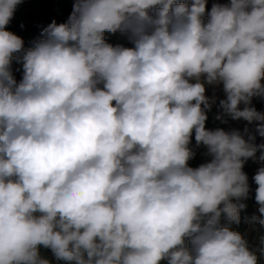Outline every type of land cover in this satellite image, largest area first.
I'll use <instances>...</instances> for the list:
<instances>
[{"label":"clouds","instance_id":"1","mask_svg":"<svg viewBox=\"0 0 264 264\" xmlns=\"http://www.w3.org/2000/svg\"><path fill=\"white\" fill-rule=\"evenodd\" d=\"M20 3L0 0V264H51L41 247L66 264H259L264 234L250 245L222 219L240 223L244 162L264 144L206 129L205 84L264 137L249 106L264 96V0H74L18 58V83ZM193 132L212 156L197 168ZM253 179L244 219L264 229V167Z\"/></svg>","mask_w":264,"mask_h":264},{"label":"rangeland","instance_id":"2","mask_svg":"<svg viewBox=\"0 0 264 264\" xmlns=\"http://www.w3.org/2000/svg\"><path fill=\"white\" fill-rule=\"evenodd\" d=\"M73 2L74 0H22V3L17 6L13 18L7 25V30L20 36L24 41L23 49L14 54L11 65L13 76L18 83L23 76L22 63L18 62V58L22 57L26 51L33 48L38 40L43 39V37H39L42 29L47 27L53 20H55L57 24L67 22L72 12ZM229 2L230 0H207L206 13L211 11L213 4L226 5ZM207 18V15H205V22ZM104 36L106 42L113 46L122 45L124 47H134L129 39L128 33H121L118 31L113 34L106 31ZM201 79L203 80L204 78L202 77ZM261 83L264 84V79H262ZM205 87V95L209 98L211 104L210 110L206 109V129L213 131L222 129L229 133L237 131L245 140H248L249 135H253L255 136L254 143L256 145L264 144V137L260 136L257 132L259 121L249 123L243 119L234 120L230 116L223 114V110L219 107L220 101L226 99L222 84L217 86L205 84ZM249 106L255 108L257 112L264 113V96H254ZM244 107L245 105L242 103L240 108L243 109ZM217 116H222V119H217ZM245 129H247V132H245ZM190 147L194 150V157L188 162L190 167L197 168L212 160V156L208 154L206 146L202 144L199 146L196 145L194 132L191 137ZM260 154L258 150L255 158H249L244 162L243 171L248 177L250 190L248 198L240 201L247 205V207L240 212V223H229L226 219H222V223L225 226H229L231 229L241 233V235L249 241L250 245L258 244L259 236L264 234V229H260L259 226H250L245 223L244 219L246 216H251L253 213H256L258 207L255 201V190L258 186L255 184L253 177L256 175L258 169L264 167V161L259 159ZM40 255L52 257L54 259V264H66L65 261L56 260L50 249H47L45 252L40 250ZM164 264H166V262H164ZM259 264H264V258L260 259Z\"/></svg>","mask_w":264,"mask_h":264},{"label":"trees","instance_id":"3","mask_svg":"<svg viewBox=\"0 0 264 264\" xmlns=\"http://www.w3.org/2000/svg\"><path fill=\"white\" fill-rule=\"evenodd\" d=\"M38 36H39V35H38ZM39 37L42 38L41 35H40ZM40 250H41L42 252H45L47 249L44 248V247H41ZM51 256H52V255H51ZM42 257L45 258V259H48V260L51 262V264H54V259H53L52 257H47V256H44V255H42Z\"/></svg>","mask_w":264,"mask_h":264}]
</instances>
